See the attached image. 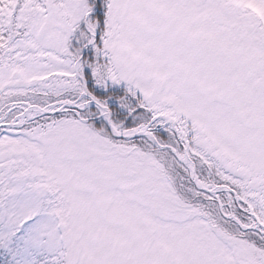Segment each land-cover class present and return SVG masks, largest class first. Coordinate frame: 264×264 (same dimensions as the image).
Instances as JSON below:
<instances>
[{
  "label": "snow or ice",
  "instance_id": "snow-or-ice-1",
  "mask_svg": "<svg viewBox=\"0 0 264 264\" xmlns=\"http://www.w3.org/2000/svg\"><path fill=\"white\" fill-rule=\"evenodd\" d=\"M0 264H264V0H0Z\"/></svg>",
  "mask_w": 264,
  "mask_h": 264
}]
</instances>
